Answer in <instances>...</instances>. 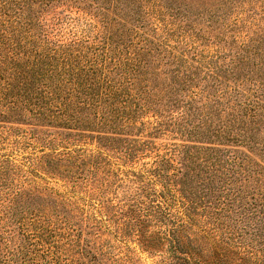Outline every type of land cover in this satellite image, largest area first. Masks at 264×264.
Masks as SVG:
<instances>
[{
	"label": "rangeland",
	"instance_id": "obj_1",
	"mask_svg": "<svg viewBox=\"0 0 264 264\" xmlns=\"http://www.w3.org/2000/svg\"><path fill=\"white\" fill-rule=\"evenodd\" d=\"M94 1H77L84 8L80 9L63 0H35L26 11L28 27L23 38L20 33H16L19 38L1 37L2 28L11 30L9 22L17 21L13 11L7 10L10 19L1 22L0 60L7 62L13 54L28 55L33 110L41 113L22 123L11 122V118L2 123L20 128L2 130L0 154L14 159L13 181L30 188L31 196L27 213L20 214L18 207L11 209L14 213L8 223L0 224V231L10 228L17 238L25 231L24 242L32 252L25 261L0 259V264H93L91 258L108 264L107 258L129 254L112 236L107 217L99 213L102 204L114 196L113 189L93 184L89 171L73 181L60 173V153L87 163L100 150L95 138L75 136L78 129L60 127L63 46L74 42L92 46V52L97 53L96 77L121 99L128 96L135 104L141 101L139 96L142 100L145 96L147 102L162 107L175 94L184 104L188 94H193L203 97L197 103L208 96L259 107L258 130L252 131V143L247 146L252 158L264 166V0H128L119 16ZM183 80H191L192 86L184 85ZM179 108L174 109V116ZM168 118L169 114L165 122ZM158 120L152 113L141 114L134 123L136 129L128 131L130 137L159 145L195 143L172 125L156 132L152 127ZM82 131L89 136L98 133ZM151 160L147 156L140 162ZM127 168L120 167L130 170ZM19 222L23 231L18 232ZM250 223L245 232L249 238L255 236L260 246L264 243V217ZM129 244L135 249L131 254L137 264H154L156 258ZM84 250H89L91 257Z\"/></svg>",
	"mask_w": 264,
	"mask_h": 264
},
{
	"label": "trees",
	"instance_id": "obj_2",
	"mask_svg": "<svg viewBox=\"0 0 264 264\" xmlns=\"http://www.w3.org/2000/svg\"><path fill=\"white\" fill-rule=\"evenodd\" d=\"M34 1L0 0V27H4V19H10L7 10L17 18L15 23L9 22L11 30L2 28V38H19L16 33L23 38L28 27L26 11ZM63 1L76 6L77 1L95 2ZM96 2L118 16L129 5L128 0ZM60 49V127L78 129L75 136L95 138L100 149L87 163L60 153V173L72 180L89 171L93 184L113 189L114 196L102 204L99 213L107 217L112 236L129 254L107 258L108 264H137L131 254L135 249L128 243L156 258L154 264H264V243L258 246L255 236L249 238L245 232L251 220L264 217V166L252 158L247 146L252 143V131L258 130L259 107L208 96L197 103L203 97L193 94H188L184 104L176 94L162 107L147 102L145 96L143 100L139 96L141 101L135 104L128 96L121 99L96 77L97 53L92 52V46L74 42ZM5 60H0V134L2 130H20L2 124L10 118L22 123L41 113L33 110L28 55L13 54ZM173 77L178 82V74ZM183 84L192 86V81L183 80ZM146 112L159 119L152 127L156 132L172 125L195 143L159 145L130 137L128 131L136 129V119ZM83 129L98 133L85 135ZM232 145L244 150L229 147ZM147 156L151 162H140ZM14 166L9 154H0V224L8 223L15 207L20 214L27 213L31 189L14 183ZM127 166L130 170L120 169ZM18 227V232L23 231V224L19 222ZM24 234L17 238L10 228L0 231V259L25 261L32 250L26 246ZM84 251L91 257L89 250ZM89 261L98 264L96 258Z\"/></svg>",
	"mask_w": 264,
	"mask_h": 264
}]
</instances>
